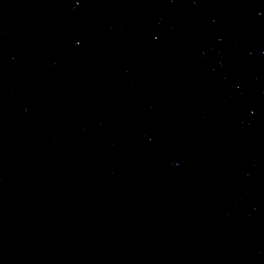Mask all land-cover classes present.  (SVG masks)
Here are the masks:
<instances>
[{"label":"water","instance_id":"water-1","mask_svg":"<svg viewBox=\"0 0 264 264\" xmlns=\"http://www.w3.org/2000/svg\"><path fill=\"white\" fill-rule=\"evenodd\" d=\"M0 264H264V0H0Z\"/></svg>","mask_w":264,"mask_h":264}]
</instances>
